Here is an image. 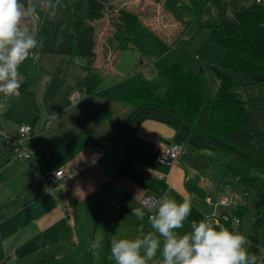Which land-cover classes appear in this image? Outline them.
I'll list each match as a JSON object with an SVG mask.
<instances>
[{
  "label": "rangeland",
  "instance_id": "rangeland-1",
  "mask_svg": "<svg viewBox=\"0 0 264 264\" xmlns=\"http://www.w3.org/2000/svg\"><path fill=\"white\" fill-rule=\"evenodd\" d=\"M73 1L75 0H61L56 15L51 17L65 18L67 6H71ZM106 2L113 4L116 10L121 8L128 11L135 10L139 18H162L158 19V23L155 22L156 31L167 41L175 39L174 45L163 54V61L167 64L177 61L185 70L197 71L201 69L206 97L208 101L214 97L218 82L213 72V64L222 58L225 50L208 40V24L217 18V11L212 10L210 4L205 6L199 16V22L204 26L199 27L193 23L181 36H178L183 26L165 9L163 0H136V4H133V0H107ZM252 2L254 0H228L224 2L222 15H228V11L233 13L241 6L249 5ZM61 9L65 16H63ZM113 11L107 12L103 18H110ZM98 35H96L97 47L101 43ZM61 57L57 53L39 51L37 61L39 64V78L31 81L25 89L20 88L19 95L11 96V102L5 107L3 113V126L10 135L15 136L17 134L16 126L20 123L30 125L31 130L26 136L27 140L38 134V141L41 142L38 146V162L42 167L57 160L56 156L60 151L57 148L59 143H53V138H45L51 135V131L59 122L66 124L73 120L74 125L81 123L82 125L92 126L96 116H98L108 121L104 125L105 129L99 133L105 134L108 130L115 133L117 130V125L111 121L109 111H100L97 105L107 104L115 107L119 101L100 100L99 96L102 94L98 95L99 99L94 95H86L75 84L76 78L83 73L81 65L84 60L73 55L66 56L63 60ZM141 61H143V64H141ZM117 63L119 70L123 71L124 74L130 73L133 77L146 79L148 82L149 78L156 89L163 91L161 80L164 77L156 70L152 58L142 57L139 59V56L137 58L134 53L124 51L119 56ZM234 75L239 83L236 90L239 96L248 103L246 106V125L232 132L227 140H216V143L222 146L225 151H229L230 154L247 159L251 165V172L262 176L264 179V83L253 82L242 72H236ZM24 79V77L21 78L22 82ZM41 80L46 83L42 84ZM76 92L80 94V99L76 97ZM84 107H87L88 111L82 113ZM210 110V103H206L200 111L199 122L205 123L208 120ZM53 114L55 117L50 125L45 128L44 122L47 116L51 117ZM63 124L60 127H63ZM119 125L124 126L122 120H120ZM31 139L35 138L32 137ZM5 148L7 149V145L0 138V150L3 152ZM5 156L6 153L0 156V178L9 179L14 187H19L20 191H24L29 175H27V169L23 168V160L26 159L20 157L9 158L10 161L7 162ZM223 179L231 187H236L234 193H237L238 201L242 205H240L241 209L238 208L235 211L236 215L240 216L241 214V222L236 226V230L249 240V235L253 233L252 226L255 211L250 202L254 197V192L251 188L247 190L242 186H237V179L231 173L224 174ZM221 190L222 196L226 199L232 196V190L225 184L221 185ZM109 201L110 196L106 198L97 193V205L93 212L79 209L72 225L62 229L56 228L57 230L52 232L46 230L43 239L39 237L40 234L33 225H29L28 228H23L20 225V213L14 210L17 201H12L9 205V211H5L2 216L5 221L0 225V261L5 264L37 263L51 253H57L59 259L55 260L53 264H115L110 252L111 239L113 237L117 239H134L137 237L142 238V236L137 222H131L127 218L116 214L113 207L109 205ZM206 202L207 206L210 207V211L203 216L210 214L213 210L212 202L208 200ZM245 203H247V206ZM189 226L190 221L186 220L184 227L176 231L183 234L190 230ZM92 228H94L92 242H99V246L103 248L97 249L95 252L92 251L87 255ZM150 231L154 230L150 229ZM147 233L143 232V234ZM256 233L259 242H263L264 227L258 228ZM33 234H37L39 237L34 242L39 243L37 245L38 251L28 253L21 258L18 256L17 259L16 251L19 249L16 250V248ZM32 245L35 244L32 243ZM246 247H249V245H246ZM1 249H4L5 253ZM157 259H162L159 251L156 258L149 261L148 264H155Z\"/></svg>",
  "mask_w": 264,
  "mask_h": 264
},
{
  "label": "crops",
  "instance_id": "crops-1",
  "mask_svg": "<svg viewBox=\"0 0 264 264\" xmlns=\"http://www.w3.org/2000/svg\"><path fill=\"white\" fill-rule=\"evenodd\" d=\"M135 1L133 0V4H136ZM158 19L160 18H142L143 22L152 28H156L155 22L158 23ZM103 21H105L103 24L97 23L98 37L105 35L110 27L107 19ZM100 42L98 44L100 48L98 49L97 45L95 48L94 67L102 75V80L99 94L94 96L98 97L108 91L109 96L100 95V100L119 101L115 96L136 77L120 71L117 60L124 51L134 53L137 58L138 56L140 58V55L130 46L116 51L115 41L101 39ZM148 80L156 95H164L165 78L161 80L163 91L156 89L154 83H151L149 78ZM97 108L100 111H109L111 121L117 125L116 132L108 130L105 134L99 133L105 129L104 125L108 121L98 116L92 126H87L85 123V125L81 123L74 125L73 120L66 124L59 122L51 131L52 136L45 139L53 138V143H59L57 148L60 151L56 156L57 160L45 167L38 162V146L41 143L38 141V134L32 136L35 139L29 138L28 142L35 146L37 153L33 158L23 160V168L27 169V175L29 174L25 190L20 191L21 189L14 187L9 179L0 178V203L8 202L2 209V215L5 211H9L12 201H17L14 210L20 213V225L23 228L33 225L40 234L39 237L43 239L46 230L52 232L57 230L56 228L62 229L72 225L79 209L93 212L97 205V193L106 198L110 196V201L117 199L121 203V208L119 211L113 210L131 222L136 221L138 227L140 224L150 226L146 209L142 221L131 215L132 208L143 206L140 198L146 194L154 195L159 199L167 192L178 202L191 198L193 208L201 216L210 211L206 200L212 202L213 206L223 197L221 185H224L223 177L226 173L222 163L230 161L236 155L225 151L215 139L206 135L204 128L207 121L199 122L198 119L195 126H192L171 110L152 104L133 112L131 106L122 101H119L115 107L98 104ZM4 111L1 114L2 122H4ZM87 111V107H84L82 113ZM54 117V114L51 117L47 116L46 120L49 118V121L46 125L45 120V128L50 125ZM120 120L123 121L124 126L119 125ZM62 124L64 126L60 127ZM86 134L94 141H88ZM171 142L180 143L182 146L177 159L168 163L158 162L157 154ZM4 153L7 162L10 161L9 158H16L6 148L3 152L0 150V156ZM60 166L65 172L63 180L52 184L50 190L46 191L43 177ZM158 175H161V178ZM140 191L143 192L138 193ZM110 201L109 205L112 206ZM3 221L5 218L2 217L0 225ZM187 221L191 222L190 219ZM39 237L33 234L22 242L16 248L19 249L16 251V258L38 251L39 243L34 242ZM1 251L5 253L4 249ZM49 255L59 259L57 253Z\"/></svg>",
  "mask_w": 264,
  "mask_h": 264
},
{
  "label": "trees",
  "instance_id": "trees-1",
  "mask_svg": "<svg viewBox=\"0 0 264 264\" xmlns=\"http://www.w3.org/2000/svg\"><path fill=\"white\" fill-rule=\"evenodd\" d=\"M106 1L75 0L71 6H67L66 16L61 9L65 18L51 17L52 15L47 14L40 29L38 42L40 51L60 54L62 60L70 55L84 60L81 65L83 73L75 81L78 88L86 95L99 94L102 75L94 67L97 23L103 24L105 22L103 20L107 19L110 27L105 35L98 39L115 41L116 51L130 46L139 53V59L152 58L156 70L166 79V90L162 96L156 95L149 82L141 78H136L119 92L115 98L128 103L131 106V112L152 104L171 110L187 123L195 126L202 107L210 103L211 110L204 128L206 135L210 138L227 140L232 132L245 127L248 103L236 90L239 83L234 73L242 72L251 81L264 83V4L254 1L249 5L241 6L233 13L228 11V15H222L224 2L228 0H163L165 9L183 26L178 36H181L193 23L199 27L204 26L199 22V16L207 4L211 5L212 10L217 11V18L208 24V40L223 47L225 51L222 58L213 64L218 87L214 97L208 101L201 69L185 70L177 61L172 64L163 61V54L174 45L175 39L172 41L164 39L156 28L146 25L135 10L128 11L122 8L116 10L113 4ZM111 11L113 13L110 18H103L107 12ZM25 66V79L21 89H25L31 81L39 78L38 63L29 60L26 61ZM102 95L109 96L108 91L103 92ZM86 139L90 142L94 141L87 134ZM222 164L225 173L235 175L237 186L247 190L251 188L254 192L250 202L255 211L253 233L249 235L251 243L248 247L249 252L254 254L257 245L264 246V241L259 242L256 235L258 228L264 227V179L251 172V165L247 159L234 156L230 161ZM7 203H0V219L3 216L2 209ZM240 205H238L239 209L242 206ZM245 205L247 206V203ZM239 217L241 219V214ZM202 218L203 215L201 216L192 207L188 219L199 221ZM218 223L229 227L230 230L232 228L229 220L221 219ZM143 226V232L150 231V226ZM90 246L87 255L92 252ZM102 248L99 246L98 250ZM55 260L58 259L49 255L40 262L29 264H53Z\"/></svg>",
  "mask_w": 264,
  "mask_h": 264
},
{
  "label": "clouds",
  "instance_id": "clouds-1",
  "mask_svg": "<svg viewBox=\"0 0 264 264\" xmlns=\"http://www.w3.org/2000/svg\"><path fill=\"white\" fill-rule=\"evenodd\" d=\"M59 2L0 0V94L4 97L19 95V67L37 55L33 51L38 46L36 33H30L27 27L30 18L38 15L37 7L56 15ZM192 207L191 198L178 202L165 192L148 208V223L154 231L143 234L141 224L142 238L111 239L110 252L115 264H148L158 251L162 259L155 264H257V256L246 247L251 243L247 237L214 222V213L199 221L192 220L190 230L183 234L176 231L184 227ZM145 214L144 206L132 208L131 215L138 220H144ZM90 247L95 252L99 242L94 241Z\"/></svg>",
  "mask_w": 264,
  "mask_h": 264
},
{
  "label": "built area",
  "instance_id": "built-area-1",
  "mask_svg": "<svg viewBox=\"0 0 264 264\" xmlns=\"http://www.w3.org/2000/svg\"><path fill=\"white\" fill-rule=\"evenodd\" d=\"M256 3L264 4V0H254ZM39 0H37V3ZM38 15L35 17L30 18V21L27 25L29 32L35 31L36 38L39 42V35L40 29L44 22V19L47 16V12L44 11L42 8L37 7ZM37 55L36 58L29 57L26 61H31L37 63L39 57V47L37 46L36 49L33 50ZM22 63L19 67V72L21 74V78L25 76L24 70L26 68L25 63ZM41 83H46L44 80H41ZM76 97L79 99L80 94L78 92L75 93ZM11 102V97H4L3 94H0V138L4 144L7 145V150L14 156L20 158H33L37 150L35 146H32L28 140L26 139L27 134L30 132L31 128L29 124H18L17 125V134L15 136L10 135L3 126V122L1 120V114L4 111L5 107L9 105ZM49 118L46 120L45 124L47 125ZM182 146L180 143L171 142L166 145L156 156V160L160 163H168L175 159H177ZM64 169L63 167H58L50 171L49 175L43 177V185L46 191H49L52 184L59 183L63 180L64 177ZM161 178V175H158ZM227 187L232 190V196L229 199L225 197L220 198L216 201L213 205V210L210 214L205 216H212L214 213L213 220L214 222H219V220H229L232 230H236V226L240 224L241 219L238 215L235 214L236 209L240 202L238 201L239 198L237 197V193H234L236 190L234 187H231L227 181H224ZM157 200V197L151 194H146L140 198V203L145 207L147 217L151 214L148 211V208ZM113 209L115 211H119L121 208V203L117 199H113L110 201ZM203 216V218L205 217ZM254 254L257 256V264H264V246L257 245ZM4 264V263H0Z\"/></svg>",
  "mask_w": 264,
  "mask_h": 264
},
{
  "label": "water",
  "instance_id": "water-1",
  "mask_svg": "<svg viewBox=\"0 0 264 264\" xmlns=\"http://www.w3.org/2000/svg\"><path fill=\"white\" fill-rule=\"evenodd\" d=\"M126 129V128H125ZM125 129H124V132H125ZM124 140H125V136H124ZM116 175H117V172L115 173V177H116ZM115 177H114V179H115ZM113 179V180H114ZM94 228H92V230H91V242H90V245H91V243H92V234H93V230Z\"/></svg>",
  "mask_w": 264,
  "mask_h": 264
}]
</instances>
